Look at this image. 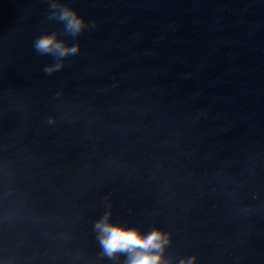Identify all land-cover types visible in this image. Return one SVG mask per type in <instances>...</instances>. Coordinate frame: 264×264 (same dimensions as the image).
<instances>
[{"label":"clouds","instance_id":"obj_1","mask_svg":"<svg viewBox=\"0 0 264 264\" xmlns=\"http://www.w3.org/2000/svg\"><path fill=\"white\" fill-rule=\"evenodd\" d=\"M49 21H56L63 25V34L77 38L86 30L95 28L94 21H86L78 11L61 0H48ZM61 33L53 31L36 37L33 48L38 55L51 56L53 63L44 66L45 75H52L66 66L69 57L78 55L81 51L79 43H72L60 38ZM61 96L57 92L54 96ZM65 120L63 114L51 113L46 116L44 123L49 127H56ZM221 183L222 194L231 202L229 212L232 216L246 219L253 215L264 213V200H260V193L253 191L249 194L251 203H242L240 194L248 180H228L224 168H219L214 174ZM215 190V189H213ZM257 201H259L257 203ZM96 241L101 249V255L108 259L124 257V264H175L172 259L164 257L165 249L171 243V234L159 228L142 233L138 228L127 227L113 222L111 205H107L103 214L92 224ZM178 264H197L195 255L186 256Z\"/></svg>","mask_w":264,"mask_h":264}]
</instances>
